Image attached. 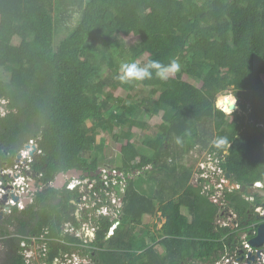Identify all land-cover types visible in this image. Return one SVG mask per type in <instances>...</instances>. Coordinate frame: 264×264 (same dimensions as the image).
Segmentation results:
<instances>
[{
    "label": "trees",
    "instance_id": "trees-1",
    "mask_svg": "<svg viewBox=\"0 0 264 264\" xmlns=\"http://www.w3.org/2000/svg\"><path fill=\"white\" fill-rule=\"evenodd\" d=\"M57 3L0 0V70L10 75L0 77V97L9 101L0 116V163L31 138L44 152L34 162L44 173L34 203L0 221L6 260L24 264L20 243L36 236L47 243L48 264L76 252L94 264L215 262L237 234L217 224L221 206L192 182L193 167L181 159L203 144L228 152L223 167L233 181L264 182V0H81L76 11ZM173 59L181 70L168 80L153 70L151 79L138 81L148 96L122 97L137 86L118 79L122 63ZM222 94L243 95V114H227ZM146 112H162V122L151 125ZM206 124L214 128L209 140ZM117 126L123 131L116 134V168L127 182L122 210L114 218L87 209L84 220H95L97 234L85 242L64 230L82 224L74 203L79 190L57 188L55 178L72 169L96 172L98 140ZM139 129L151 133L143 143L152 154L140 148ZM145 171L159 186L152 196L135 184V174ZM226 196L247 222L251 204L239 191ZM158 214L162 226L139 238L145 215Z\"/></svg>",
    "mask_w": 264,
    "mask_h": 264
},
{
    "label": "built area",
    "instance_id": "built-area-1",
    "mask_svg": "<svg viewBox=\"0 0 264 264\" xmlns=\"http://www.w3.org/2000/svg\"><path fill=\"white\" fill-rule=\"evenodd\" d=\"M0 108L6 110L7 113L9 111L8 103L0 105ZM221 108L224 109V106L221 105ZM200 152L199 157L202 154L205 155L200 157L198 170L193 175L195 181L192 178V182L201 186L202 193L211 197L214 202L219 203L221 206L222 210L218 215L217 224L230 225L237 235L233 244L226 245L224 251L215 262L208 261L197 264H264V244L260 247H255L250 242L251 239L258 236L259 226L264 223V196L249 193L247 189L242 191L241 189L244 185L232 180L231 175L223 167V163L226 162L227 151L217 153L211 152L209 149H202ZM42 154L44 152L39 145L38 138H31L15 154H8V158L0 163V221L10 216L15 208L24 209L34 203L37 187L40 186V181L44 175L43 172L34 169V162ZM66 187L70 190L78 188L80 195L77 200H74V203L78 204L79 209L77 211L79 213L82 211L86 214L85 212L89 209L91 210L89 215L92 216L94 212V214L99 216L100 214L111 215L110 210L115 211L111 205H115L117 201L120 202V206L117 207L118 209L115 213H121L122 199L126 192L127 182L123 174L116 169L108 170L105 168L100 169L99 167L97 177L92 180L88 177L73 178L66 183ZM249 187L264 189V182L257 181L252 185L246 186V188ZM120 189H122L123 195H120ZM233 191H239L242 197L252 206V215L249 216L247 222H242L238 212L228 206L226 194ZM258 197L260 198V203H257ZM27 200L29 201L26 202ZM91 216L87 218L90 221L85 220L83 222L84 225L92 221ZM89 226L91 229L87 228L88 233L94 235L96 226ZM75 229L77 228H74L71 223L65 224V232L72 233ZM112 232L113 228H111ZM79 237L81 238V236ZM81 239L85 242L90 241L84 238ZM0 240L3 239L0 237ZM37 243L41 244L40 248L45 257L48 247L44 237H23L20 243V252L24 255V264H32L33 246ZM259 250H261V256L258 254ZM251 254L255 256L254 259H251ZM76 255V253H64V258L59 264H94V261L89 257L80 256L81 258L78 260ZM43 261L46 263V260Z\"/></svg>",
    "mask_w": 264,
    "mask_h": 264
},
{
    "label": "rangeland",
    "instance_id": "rangeland-1",
    "mask_svg": "<svg viewBox=\"0 0 264 264\" xmlns=\"http://www.w3.org/2000/svg\"><path fill=\"white\" fill-rule=\"evenodd\" d=\"M200 1L203 2L204 0H200ZM60 2H61V0H59L58 3L60 4ZM63 3L64 2L62 0V5L61 4L60 5L62 6L63 10L67 9L68 11H70V9H72L71 11H76V10L79 9L78 5H80L81 0H67V2L65 4H63ZM70 5H71V7H70ZM77 15H78V13L74 14V17L71 19L72 22H77L78 21V19H79L78 16L79 15L78 16ZM64 27H65V25H63V24L60 25V30H62V28H64ZM70 27H72V26H70ZM59 35L60 34H58L57 36H59ZM129 46L130 45H128V47ZM144 60H145V56H143L140 59L139 62H143ZM0 77L5 79V80H9L10 75L5 70L1 69L0 70ZM190 81L192 83L196 84V85L199 84V79L198 78L191 77ZM130 83L131 84L135 83V84H137V86H136V88H133V90H131V91L130 90H122L121 91V95H122L123 98L127 99L129 94H134V93L136 94V97L139 98V99H141L143 96H148L149 95V88H144L138 81L130 80ZM226 96L232 97L234 99V104H235L233 109H231L230 106L225 104L226 108L224 107V109L226 110L227 114L230 115L235 110H238L240 112V114H243L242 109H241V104L245 101L244 96L243 95L235 96V95H232V94L231 95L230 94H227V95L223 94L218 99V102L220 101V103H222L223 106H224V101H222V99L224 97H226ZM162 115H163L162 112H160L159 114H156V115H153V114H151L149 112H146L142 116H143V119L145 121L149 122L153 126H156V125H159L162 122ZM204 126L209 131L206 134L207 135L206 137L209 140L210 137H211L210 133L213 132L214 128L210 124H206ZM108 131L109 130H107V132ZM122 131H123L122 128L120 126H117L112 131H109L108 133H106V131L102 132L101 138L98 140V142L100 143L101 148H96L95 149L96 152L99 154V160H100L99 161V167H100V169L105 168V169H108V170H110V169H116L117 170L116 165H117V163L120 160V156H118L119 152H118V149H117L118 143H117L116 134H120ZM148 135H151V133L148 132V131L139 129L137 134H136V139L139 142V146L143 150V152H145L147 154H152V151L149 148H147L146 146H144V143H143V141L147 138ZM203 146H204L203 144L197 145L190 153L184 154V156L181 159V163L184 164L185 166H192L194 172H196L198 170V165H199V162L201 160L200 157L205 155V154H202L199 157V155L201 153L200 151L202 149H208L207 147H205V146L203 147ZM134 177H135L136 180L138 179L137 182H135L136 186L139 187L140 191L143 192V193L145 192L146 194L152 196V195H154L153 194V192L155 191L154 189H156V190L159 189V186L157 185V183H155L154 180L150 179V172L149 171L142 172L141 174H140V172H137ZM73 178H75V177H73ZM73 178L65 180V184L68 181L72 180ZM193 180L195 181L194 178H193ZM120 192H121L120 195L121 194L123 195L122 189H120ZM169 196H170V194H169ZM119 206H120V202L119 201H117V203L115 205H111V207L113 209H115V211L118 209L117 207H119ZM115 211L113 212V211L110 210V214L114 218H119L120 217V213L116 214ZM183 211L186 214H188L189 216L191 215V213L188 210V208L184 207ZM85 220H88V219H85ZM88 221H90V220H88ZM94 222H95V220L92 218V221L87 223L88 225L87 224L86 225L82 224L79 228H77L74 231H72V233L75 234V235L81 236V238L88 239V240L91 241V240H93L95 235H92L91 233H88V229L87 228L89 227L91 229V227L89 225L95 226ZM163 222H164V220H160L159 214L157 216L145 215V217H144V224H149V226L152 229H155V231L157 229V228H155V225H157L158 228H159L161 226V224H163ZM140 228H142V225L140 226ZM68 229H70V228L68 227ZM40 246H41L40 243H37L36 245L33 246V248H34L33 254L34 255L31 258V263L32 264H46L43 261L44 260V253H43L42 249L40 248ZM158 248L161 250V246H158ZM76 254H77L76 255L77 259L79 260L81 258L80 257L81 255L78 252H76ZM62 256L60 258L56 259L54 264H59L64 258V256L63 257ZM74 259L76 260L75 257H74Z\"/></svg>",
    "mask_w": 264,
    "mask_h": 264
},
{
    "label": "clouds",
    "instance_id": "clouds-1",
    "mask_svg": "<svg viewBox=\"0 0 264 264\" xmlns=\"http://www.w3.org/2000/svg\"><path fill=\"white\" fill-rule=\"evenodd\" d=\"M153 70L155 71V76L158 79L166 81L172 75L181 70V64L176 59L171 60L168 64H163L158 60H153L143 66H141L138 62H124L120 65L118 79L122 82H127L130 80L142 81L145 79H151L153 76ZM7 103V99L0 98V105H6ZM219 106L221 107L220 104ZM6 114V110L0 108V115ZM177 143H180L179 139H177ZM64 186H66V184Z\"/></svg>",
    "mask_w": 264,
    "mask_h": 264
},
{
    "label": "water",
    "instance_id": "water-1",
    "mask_svg": "<svg viewBox=\"0 0 264 264\" xmlns=\"http://www.w3.org/2000/svg\"><path fill=\"white\" fill-rule=\"evenodd\" d=\"M99 172V169L96 172H91V175H96ZM82 175H90V173L86 172L84 173L81 170L78 169H72L67 171L66 173H59L57 178H56V182H55V186L57 188H63L65 185V180L67 179H71L73 177H80ZM247 189V191L249 193H255L259 196H264V189H257V188H246V186H242V191H245ZM29 200H27L26 202H28ZM79 214V212L77 213ZM250 242L252 243L253 246L255 247H260L264 244V223L260 224L259 226V233L258 236L251 239ZM259 256H261V250L258 251ZM255 256L251 254V259H254ZM251 263V262H250Z\"/></svg>",
    "mask_w": 264,
    "mask_h": 264
},
{
    "label": "flooded vegetation",
    "instance_id": "flooded-vegetation-1",
    "mask_svg": "<svg viewBox=\"0 0 264 264\" xmlns=\"http://www.w3.org/2000/svg\"><path fill=\"white\" fill-rule=\"evenodd\" d=\"M81 171H83V170H81ZM84 173H86V172H88V173H90V175H82V176H80V178H91V180L93 179V178H95V177H97L98 176V173L96 174V175H91V172L90 171H83ZM57 178V177H56ZM56 178H55V182H56ZM75 178H78V177H75ZM41 185H42V180L40 181V186H38L37 187V191L41 188ZM78 212V211H77ZM77 212H76V214H77ZM81 215V216H80ZM84 212H80V214H77V216L79 217V220L82 222V224H83V219H84ZM81 224V225H82ZM145 226H148V228H144ZM158 227V226H157ZM113 229H114V227H112ZM142 229H143V231L142 232H140L139 234H138V237L139 238H141L142 236H144V232H148L149 230L151 231H153V232H155V229H152L150 226H149V224H143V226H142ZM151 231V232H152ZM0 233H1V226H0ZM156 233V232H155ZM96 231H95V236H94V238H93V240L96 238ZM110 234H111V232H110ZM0 237H1V235H0ZM137 237V238H138ZM138 238V239H139ZM142 239V238H141ZM148 242L149 243H151V244H154V242L148 237ZM3 249H2V248ZM4 244H2V246H1V243H0V264H11V260H6V252L7 251H4Z\"/></svg>",
    "mask_w": 264,
    "mask_h": 264
},
{
    "label": "bare ground",
    "instance_id": "bare-ground-1",
    "mask_svg": "<svg viewBox=\"0 0 264 264\" xmlns=\"http://www.w3.org/2000/svg\"><path fill=\"white\" fill-rule=\"evenodd\" d=\"M222 101H224V103L228 106H230L231 109L234 108V99L232 97L226 96L222 99ZM225 107V105H224ZM226 108V107H225Z\"/></svg>",
    "mask_w": 264,
    "mask_h": 264
},
{
    "label": "crops",
    "instance_id": "crops-1",
    "mask_svg": "<svg viewBox=\"0 0 264 264\" xmlns=\"http://www.w3.org/2000/svg\"><path fill=\"white\" fill-rule=\"evenodd\" d=\"M57 1L59 2V0H57ZM85 1H86V0H85ZM63 2H64L63 4H65V3L67 2V0H63ZM57 4H58V3H57ZM60 4L62 5V2H61ZM224 105H225V103H224ZM217 218H218V217H217ZM163 223H164V222H163ZM161 226H162V224H161ZM161 226H160V227H161ZM1 248H2V247H1ZM2 249H3V248H2Z\"/></svg>",
    "mask_w": 264,
    "mask_h": 264
}]
</instances>
